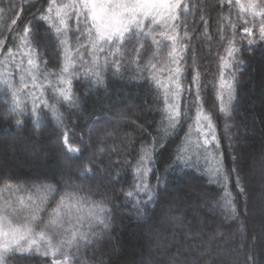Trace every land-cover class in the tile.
I'll return each mask as SVG.
<instances>
[{"label":"trees","instance_id":"1","mask_svg":"<svg viewBox=\"0 0 264 264\" xmlns=\"http://www.w3.org/2000/svg\"><path fill=\"white\" fill-rule=\"evenodd\" d=\"M188 2L196 7L182 18L183 24L177 32L182 37L178 47L185 48L180 61V66L186 68L182 86L191 88L192 95L189 97L184 92L182 103L195 100L191 81L199 72L205 93L203 106L213 116L220 142L217 159L222 158L230 174L228 183L237 207L234 217H226L221 208L223 188L210 182L205 171L207 163L197 165L195 160L189 164L174 163L177 146L185 138L188 125L193 123L194 107L177 134L157 144L147 175L151 199L147 195L126 197L125 193L134 190L141 146L151 143L156 135L161 120L159 109L163 107L162 100L159 103L156 100L157 92L141 78L134 65L122 75L108 71L99 84L85 78L83 69L77 68L79 78L72 80L77 103L75 107L63 102L59 105L63 115L60 123L42 104L40 119L34 121L31 98L21 95L28 111L18 113L9 107L11 97L7 89L0 93V188L5 181H10L24 188L35 184L56 189L55 197L41 209V223L46 221L49 208L56 206V201L66 192L103 200L110 209L111 227L99 241L93 238L92 245L76 254L75 264H169L177 252L179 264H264V42L251 46L249 51L247 40L241 37L243 27L252 24H243L238 18L239 7H233L231 19L237 24L236 46L243 50L235 56L236 66L228 70L235 74V92L229 113L222 114L217 81L219 58L225 55L227 40L220 39L218 21L228 15L229 5H221L219 0ZM25 3L26 0H12V6L8 0L0 3V40L5 41V46L0 48V59L8 48H16L18 41L13 37L23 32L33 16L40 15L48 0H27V6ZM21 10L23 14L12 25ZM33 24L38 35L31 39L33 43L41 42V58L47 61L49 70L58 69L60 56L56 42L51 38L44 40L45 24L36 20ZM69 27L72 30L68 36L75 48L79 33L75 31L74 16L69 19ZM258 27L259 21L257 30ZM185 30L187 37H184ZM159 32L157 28L154 33L157 39H161ZM226 34L231 38L230 28ZM147 43L151 46V39ZM136 47V41L127 46L129 57L135 55ZM171 47V41H164L160 55L152 62L164 66ZM151 51L149 47L142 63ZM167 66L175 69L177 65L168 63ZM3 69L0 65V71ZM8 71L12 73L14 86L20 88L15 67L8 65ZM5 97L8 103L4 102ZM51 97L49 89L45 98L50 103ZM17 120L21 121L20 126L16 125ZM65 134L69 137L67 145ZM68 147L78 151L73 155L67 151ZM233 167L239 171L240 184L245 188L243 195L236 187ZM258 170L260 178L256 175ZM137 200L140 201L138 208ZM6 264H52V260L35 254H16L8 257Z\"/></svg>","mask_w":264,"mask_h":264},{"label":"snow or ice","instance_id":"2","mask_svg":"<svg viewBox=\"0 0 264 264\" xmlns=\"http://www.w3.org/2000/svg\"><path fill=\"white\" fill-rule=\"evenodd\" d=\"M0 3H3V0H0ZM8 3L12 6V0H8ZM219 3L229 5L228 15L222 16L218 21L220 39L227 40V47L225 55L219 58L217 81L219 111L228 114L235 92V74H230L228 70L236 66L235 56L243 50L236 46L237 24L232 22L231 9L238 6V18L243 24H252L251 27H243L241 37L247 40L249 51H252L251 46L264 42V0L259 3L257 0H247L246 4L242 0H235L234 4L233 0H219ZM24 6H27V0ZM195 7L188 0H67L65 3L48 0L47 7L40 15L33 16L23 32L13 37L14 41H18L16 48H8L7 53L3 54V59H0V65L4 66L3 71H0V86H3L0 87V93H3L4 88L7 89L11 97L9 107L18 113L28 111L26 102L21 99L24 94L26 98H31V115L34 121L40 119L42 104L60 123L63 115L59 112V105L63 102L75 107L77 103L72 90V80L79 78L77 68L83 69L85 78L99 84L108 71L122 75L134 65L141 78L157 92L156 100L158 103L162 100L163 107L159 109L161 120L158 122L156 135L152 137L151 143L145 142L141 146L135 166L134 190L125 193L126 197L147 195L151 199L152 190L147 175L151 171L150 164L157 151V144L174 137L183 127L184 121L190 118L191 109L194 107L196 111L193 123L188 125L185 138L177 146L174 163L189 164L192 160H195L197 165L201 162L207 163L205 171L210 176V182L218 183L223 188L220 206L226 217H234L237 207L228 183L230 174L224 167L222 158L217 159L220 142L213 116L205 111L203 106L205 93L199 72L193 75L191 81L195 87V100L182 103V94L187 92L190 97L192 89H184L182 86L186 68L180 66V61L185 48L178 47L182 37L177 29L183 24L182 18H186L189 11ZM22 14L23 10L17 14V19L12 20V25L17 24ZM73 16L76 21L75 31L79 33L75 39V48L68 36L72 30L69 27V19ZM201 19L204 20V17ZM33 20L46 25L44 40L51 38L56 42V51L60 56L58 69H48L47 61L41 58L39 51L41 42L37 40L33 43L31 38L38 35ZM205 24L207 28L206 21ZM184 27L186 29V24ZM157 28L160 29L161 39L154 35ZM229 28L231 38L226 34ZM187 36L185 30L184 37ZM149 39L152 41L151 46L147 43ZM133 41L137 42L138 47L134 50L135 55L129 57L126 48ZM164 41H171L172 47L167 63L158 66V63L152 61L160 55L159 49ZM4 46L5 41L0 40V48ZM149 47L152 48L151 54L147 61L142 63ZM168 63H175L177 66L172 69L167 66ZM8 65H13L19 73L20 88L14 86ZM144 73L148 75L144 76ZM49 89L52 91L51 103L45 98ZM4 102L8 103L7 97ZM20 124L21 121L17 120L16 125ZM68 140L69 137L65 134L66 145ZM163 146L160 144V147ZM67 151L75 155L78 150L68 147ZM233 162H237L235 157ZM232 173L236 175L239 194L243 195L245 188L240 184L238 169L233 167ZM23 187L5 181L0 188V264H6L7 258L16 254L48 257L51 258L52 264H75L76 254L82 248L92 245L93 238L99 241L111 227V212L103 200H94L91 196L76 192L62 194L51 210L49 219L41 223V209L55 197L56 189L49 185L34 184L31 187L39 195L29 193L26 197L18 196L15 200L5 197V193H18ZM139 203L137 200V208ZM179 255V252L173 254L169 264H179Z\"/></svg>","mask_w":264,"mask_h":264},{"label":"rangeland","instance_id":"3","mask_svg":"<svg viewBox=\"0 0 264 264\" xmlns=\"http://www.w3.org/2000/svg\"><path fill=\"white\" fill-rule=\"evenodd\" d=\"M243 3H247V0H246V2H245V0L244 1H242ZM89 131L87 132V135H89ZM89 137V136H88ZM36 153V152H35ZM256 175H260L261 176V174H260V171L258 170V173L256 174ZM260 176H259V178H260ZM29 193H32V194H34V195H39L38 193H36L35 192V189H33V188H31V187H29V188H24L23 187V189L20 191V192H18V193H5V197L6 198H9V199H13V200H15L16 199V197H18V196H23V197H26ZM263 197H261V199H262ZM57 202V201H56ZM55 207V205H53L51 208H49V213H48V217L46 218V220H48L49 219V214L51 213V209H53ZM260 209H261V206H260Z\"/></svg>","mask_w":264,"mask_h":264}]
</instances>
